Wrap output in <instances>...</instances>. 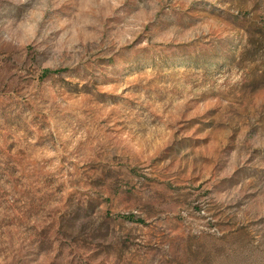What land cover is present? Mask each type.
<instances>
[{
    "label": "rangeland",
    "instance_id": "obj_1",
    "mask_svg": "<svg viewBox=\"0 0 264 264\" xmlns=\"http://www.w3.org/2000/svg\"><path fill=\"white\" fill-rule=\"evenodd\" d=\"M0 264H264V0H0Z\"/></svg>",
    "mask_w": 264,
    "mask_h": 264
},
{
    "label": "trees",
    "instance_id": "obj_2",
    "mask_svg": "<svg viewBox=\"0 0 264 264\" xmlns=\"http://www.w3.org/2000/svg\"><path fill=\"white\" fill-rule=\"evenodd\" d=\"M55 71L59 72V70H55ZM52 72H53L52 70H45L44 73L46 75H49ZM121 217L126 218V219H133V216L132 215H121Z\"/></svg>",
    "mask_w": 264,
    "mask_h": 264
}]
</instances>
